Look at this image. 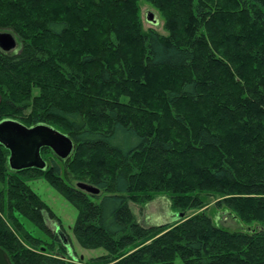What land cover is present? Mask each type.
<instances>
[{"label": "trees", "instance_id": "obj_1", "mask_svg": "<svg viewBox=\"0 0 264 264\" xmlns=\"http://www.w3.org/2000/svg\"><path fill=\"white\" fill-rule=\"evenodd\" d=\"M146 1L167 35L144 28L140 0H0V29L20 41L0 50V122L74 144L64 160L43 149L44 171H12L0 144L11 264L83 263L48 227L59 219L29 185L37 177L78 210L80 247L106 252L87 264H264V0ZM158 195L178 220L145 227L131 204ZM209 198L245 228L186 217Z\"/></svg>", "mask_w": 264, "mask_h": 264}, {"label": "rangeland", "instance_id": "obj_2", "mask_svg": "<svg viewBox=\"0 0 264 264\" xmlns=\"http://www.w3.org/2000/svg\"><path fill=\"white\" fill-rule=\"evenodd\" d=\"M140 6L144 21V28L146 30L152 28L163 35H167V32L164 29V20L159 11L155 9L152 5H150L146 0H140ZM148 13L154 14L155 19L159 22L157 26H153L152 24L147 22L146 17ZM0 32L12 33L11 31L1 29ZM15 38L17 41V48L15 51H17L20 46V41L16 36ZM47 161L51 162L49 160ZM28 180V183L33 189V191L40 196V198L48 205L50 210H52L56 217L59 219L58 222L48 219V227L51 229V231L55 234L56 237L58 236V240H61V237L58 233L59 230L66 236L68 240L67 245L72 247L74 251V256L77 258V262L81 261L83 262L82 264H87L90 262L91 259L106 254L103 249L86 250L80 247V245L77 243V240L73 233V227L78 217V210L72 204H70L66 200V198H64L56 189L51 187L50 184L42 177L29 178ZM71 183L75 186L76 181L72 180ZM2 188L3 185L0 183V191L2 190ZM131 208L133 212L137 215L139 222L145 227H149L155 224H166L176 222L178 220L177 218L179 217L174 211H172L169 197L165 195H158L153 201L145 205L131 204ZM201 212H205L211 218L216 219L219 222H216V225L227 231H240L245 228V225L243 223L236 221L233 216L227 215V212L225 210L217 208L212 198L206 200L205 208L198 210V212L189 211L188 213H186V217ZM20 220L25 225L26 230L29 231L34 238L41 240V246L44 247L43 250L48 248L47 246H55V249L57 251L59 246L55 242L56 238L53 239L51 236H47L43 231H41L38 227H36L31 221L27 220L26 218L20 217ZM174 264L184 263L180 258H177Z\"/></svg>", "mask_w": 264, "mask_h": 264}, {"label": "water", "instance_id": "obj_3", "mask_svg": "<svg viewBox=\"0 0 264 264\" xmlns=\"http://www.w3.org/2000/svg\"><path fill=\"white\" fill-rule=\"evenodd\" d=\"M146 20L153 26L159 24L152 13H148ZM16 48L15 36L10 32H0V50L4 53H11ZM0 144L10 152L8 164L12 171L28 169L44 171L47 163L41 154L43 149L50 148L56 156L63 160L69 158L74 149L72 140L64 133L44 125L26 127L13 120L0 122ZM77 187L90 194H99V190L84 183L77 184ZM182 216L183 214H180V217ZM58 233L62 242L68 244L66 236L60 230ZM0 264H11L7 253L2 248H0Z\"/></svg>", "mask_w": 264, "mask_h": 264}, {"label": "crops", "instance_id": "obj_4", "mask_svg": "<svg viewBox=\"0 0 264 264\" xmlns=\"http://www.w3.org/2000/svg\"><path fill=\"white\" fill-rule=\"evenodd\" d=\"M155 225H157V224H155ZM155 225H151V226H155Z\"/></svg>", "mask_w": 264, "mask_h": 264}]
</instances>
